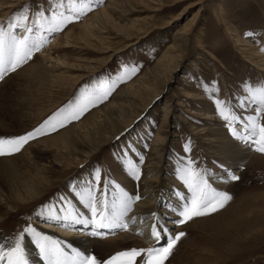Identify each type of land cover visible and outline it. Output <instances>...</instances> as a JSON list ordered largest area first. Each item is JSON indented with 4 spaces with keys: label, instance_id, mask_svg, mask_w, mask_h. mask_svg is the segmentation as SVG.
Wrapping results in <instances>:
<instances>
[{
    "label": "rangeland",
    "instance_id": "obj_1",
    "mask_svg": "<svg viewBox=\"0 0 264 264\" xmlns=\"http://www.w3.org/2000/svg\"><path fill=\"white\" fill-rule=\"evenodd\" d=\"M0 1V24L5 26L16 14H23L25 8V23L31 26L37 9L50 14L60 2ZM63 2L66 10L67 0ZM99 13L106 18L97 19ZM91 18L95 26L89 25ZM247 32L254 35L247 36ZM174 42L180 49L174 48ZM262 48L264 0H102L79 20L48 36L47 43L28 62H41L44 54H50L44 60L49 76L47 80L39 79L38 75L23 72L19 77V71L6 83L10 99L2 101L1 107L7 127L0 130V135H22L35 129L72 101L82 87L113 78L125 66L134 65L138 71L79 120L27 143L32 144V153L20 154L16 167L30 182L40 183L36 187L39 194L31 202L15 204L0 192V236L11 241L29 225L50 235H77L76 231L87 230L88 237L94 239L90 254L99 259L133 247H152L128 228L93 236L89 227H66L40 213L46 212L45 205L59 207L60 197L67 198L64 204L73 205V194L95 181L97 170V195L107 184L109 199L115 185L139 195L142 183L153 186L155 191L161 181L171 188H185L177 167L178 161L187 157L199 167L209 169L212 186L229 193L232 199L215 213L172 228L174 233L186 235L166 264H264V153L247 144L252 146V154L234 151L228 156L221 152L220 142L213 134L215 129L232 134L216 111L215 98L229 102L243 118L246 112L254 110L255 105L249 104L243 110L238 102L246 95V82L264 83ZM27 75L31 77L26 79ZM161 78L167 79L165 86ZM206 84L215 96L205 90ZM141 86L143 94L138 95ZM155 87L162 89L161 96L144 105ZM147 88L151 90L146 91ZM121 102L126 105L123 114ZM166 102L170 103V110L164 116ZM141 104L144 110L139 111L140 115L134 113ZM128 114H135L134 120L123 128L120 118ZM241 126L242 122L233 125L243 131ZM67 128L71 135L62 140L40 141ZM160 135L164 141L156 142ZM189 141L191 150L185 152ZM125 154L139 165V179L128 173L122 159ZM229 173L239 179L230 180ZM177 196L165 195L167 199L173 198L172 204L179 201ZM84 215H90L87 208ZM169 218L165 217L164 222Z\"/></svg>",
    "mask_w": 264,
    "mask_h": 264
},
{
    "label": "snow or ice",
    "instance_id": "obj_2",
    "mask_svg": "<svg viewBox=\"0 0 264 264\" xmlns=\"http://www.w3.org/2000/svg\"><path fill=\"white\" fill-rule=\"evenodd\" d=\"M102 3V0H67L66 10L63 0L56 7H52L50 14L47 10L36 11V19L29 26L28 9L23 14L12 17L7 26L0 24V80L11 72H15L38 52L48 41V36L62 31L69 23L79 20L93 7ZM23 34H17V31ZM247 36L254 33L247 32ZM264 50V48H262ZM138 71L136 66H125L115 77L101 80L92 86L82 87L74 99L65 106L58 109L38 127L22 135L3 136L0 135V157L12 156L19 153L31 140L55 132L65 127L72 121L79 120L92 107L106 101L116 87L126 82ZM205 90L215 96L211 87L207 84ZM245 97L238 103L244 108L249 104L255 105L254 114L248 115L246 119L238 114L233 106L223 99L215 98L214 104L218 114L228 123L232 135L245 144H250L255 151L264 153V83L252 84L246 82L244 86ZM242 122L243 131H239L233 125ZM191 150V142L185 145V152ZM125 160L128 173L135 179L140 178L139 165L126 154L122 156ZM142 163V157L141 161ZM178 178L186 186L189 195H181L184 201L178 206L179 224H185L194 218L210 215L223 208L231 199L227 192L220 191L209 182L211 172L209 169L201 168L197 163L185 157L178 161ZM230 180H238L239 177L229 173ZM100 180V172L96 171L95 181L77 193L80 202L89 210L90 215H84L70 202L64 204L66 197H60L59 207L57 205H45V211L40 213L49 221H58L66 227L76 225L88 226L92 229L90 235L104 236L111 230H125L128 228V213L131 212L136 201L141 199L139 194H129L119 185L111 193V199L107 195L105 184L97 195L96 181ZM58 213H63L58 214ZM108 230V231H105ZM26 234H30L39 254L46 264H166L173 253L177 243L186 233L178 232L170 234L159 219L151 225L150 236L157 242L152 247L130 248L118 251L106 259H99L96 255L85 254L71 244L68 249L62 246L61 241L44 235L35 227L29 225L11 241L0 243V264H30L28 253L23 244ZM166 240L163 245L159 241Z\"/></svg>",
    "mask_w": 264,
    "mask_h": 264
},
{
    "label": "bare ground",
    "instance_id": "obj_3",
    "mask_svg": "<svg viewBox=\"0 0 264 264\" xmlns=\"http://www.w3.org/2000/svg\"><path fill=\"white\" fill-rule=\"evenodd\" d=\"M0 4H3V1H0ZM103 14L105 15L106 12L103 13ZM104 15H102V16H104ZM102 16H100V13H99L96 16V18L97 19L101 18V20H102ZM104 17L106 18V16H104ZM89 25H93V26L96 25L93 22V18H91V22H89ZM173 46H174V48L180 49V45H178L176 42H174ZM182 51H184V49ZM48 56H50V54H48V53L44 54V59H43V61L41 60V62H38V60L36 59L38 63L27 62L21 68L17 69L15 72L9 73L8 76H6L3 80L0 81V130L1 129L4 130V128L7 127L6 122H4L5 119L3 117L4 108L1 107V105H3L2 101L6 102V99L7 100L10 99V97H8L6 95V91H7L6 83L9 82V80H11L13 78V75L18 73L19 71H20L19 77H21L23 72H25V73L29 72L30 75H31V73H33V74H35V76L38 75L39 79L40 78H44V79L47 80V78L49 76L48 75L49 68L46 67V65L44 64V60L46 59V57L48 58ZM28 76L29 75L26 76V79H28L27 78ZM31 76H29V77H31ZM158 76H159V74H158ZM160 81L163 84V86H165L166 82H167V79L161 78ZM143 89H144V86H141L140 89H138L137 93L140 91L138 95H141V93L143 94V92L141 91ZM150 90L151 89H149V88L146 89V91H150ZM161 93H162V89H157V87L153 88L151 94L147 97L146 101L144 102L145 103L144 105H146V103L152 102L155 99H157L158 97H160ZM119 105H120L121 114H123L125 112L124 110H126L125 109L126 105L124 104V102H121ZM4 106H5V104H4ZM141 107H142V104H141V106L138 105L133 110L134 113L136 112V113H138L140 115V112L142 110H144V109H141ZM242 109L245 110L244 108H242ZM164 110H165V115L164 116H167L169 114V110H170V103L169 102L165 103ZM10 112H11V109H10ZM251 114H254L253 111L246 112V114L244 116L245 117L244 119H246L247 116L251 115ZM5 115H6V112H5ZM134 115L133 114H128V115H126L125 118H123V119L120 118L121 119L120 123L123 125V128L125 126L126 127L129 126V124L133 122L134 117H135ZM164 119L166 121V118H164ZM9 127H11V126H9ZM3 130L1 132H3ZM209 131H210V129H209ZM225 131H226L225 129L224 130L223 129H219V130L215 129L213 131V134L215 135L217 140L220 142L219 145H221V147L223 149L221 151L222 153H225L228 156H229V154L231 155L232 152H234V151L235 152H242L244 155L252 154V149H251L252 146L248 147L247 144L246 145L242 144L239 141V139L234 137L228 131H226V132ZM4 133H5V131H4ZM70 135H71V131H68V128H67V130L58 131V132L50 135L49 138H47V137L45 138L44 137L40 141H42V143H44L47 139L50 140L51 142L59 141V140H62L65 137H68ZM211 136H213V135H211ZM74 137L76 138V136H74ZM159 140L164 141V137H161V135H160L157 138L156 142L159 141ZM156 142H155V145L157 144ZM66 146H68V143H65V147ZM32 148H33L32 144L29 143V144H26L24 146V148L15 156L12 155V156H7V157H0V192H3L4 194H6V198L10 202L11 201L15 202V204H17V203L23 204V203H26V202H31L39 194V190H37L39 187L37 189H36V187L39 186L40 183L36 184L37 182L36 183L30 182L28 179H26V177H24L22 174H20L22 172H19V169L16 167V164H17L16 161H18V159H19L18 156H20V154H22L24 156H26L27 154L28 155L31 154L32 153ZM46 181H48V180H46ZM176 181H178V180H175V182ZM224 181H225V179H224ZM80 182L81 181H79V184H80ZM147 182H149V181H147ZM130 183L131 182L129 181V185H130ZM147 186H149L148 183L147 184L142 183L141 192H140L142 200L141 201L139 200V202L134 205V211L132 210L130 212L131 214L128 215V217L126 219L128 220V225H129L128 226V230L133 232L132 235L139 234V236H141L144 241H146V242L148 241L149 245L154 246L157 242H155L150 236L151 225L156 222V219H159L160 223L164 227H166L168 229V232L170 234H173L174 233V229H172V228H174L178 224L176 222V218H178V211H177L178 206L184 202L181 199V195L180 194L189 195V193H188L187 188L186 187L184 188V186H182V188L181 187L177 188V186L175 185L176 187L171 188V186H169V184H164L162 181L158 185H156V187H155L157 192L154 190L153 186L151 188L147 187ZM133 192H130V193L133 194ZM166 193L168 195H170L171 197L174 196V198H176L175 196H177V194H178L179 201L177 200L176 204H172L173 198L172 199L171 198L167 199L165 197ZM73 199H74V201H73L74 204L73 205L76 208L80 209L82 211V213L84 214V212L86 211V207L80 202L79 197H78L76 192L73 194ZM162 201H163V203L161 205L160 202H162ZM168 216L170 218L168 219L167 222H164V218L168 217ZM47 227H49V226H47ZM86 227L88 229V226H86ZM76 232H77V235L74 234V235H64V236H62V235H60L58 233L56 235H54V234L53 235L44 234V235H49L53 239L60 240L62 246L65 247L66 250H69L68 249V245L71 244L70 242H72L71 245L73 247H76L78 250L84 251L85 254H90L89 250L92 249V247H93L94 239H90L88 237L89 234L87 233V230H86V233H84V230L76 231ZM70 233L71 232H68V234H70ZM78 233H79V235H78ZM99 237H101V236H99ZM67 240L70 241V242H68ZM5 241H10V240H7L6 238H3L2 236H0V243H3ZM160 242L166 243V240L159 241V244H160ZM23 244H24V246L26 248V251L28 253L30 264H46V262L40 256L39 249L36 246V244H35V242L32 239L30 234H27L26 239L23 241Z\"/></svg>",
    "mask_w": 264,
    "mask_h": 264
}]
</instances>
